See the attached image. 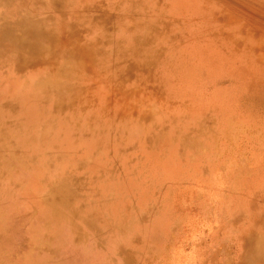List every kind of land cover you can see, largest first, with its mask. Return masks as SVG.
Returning <instances> with one entry per match:
<instances>
[{"label":"rangeland","instance_id":"1","mask_svg":"<svg viewBox=\"0 0 264 264\" xmlns=\"http://www.w3.org/2000/svg\"><path fill=\"white\" fill-rule=\"evenodd\" d=\"M32 6L0 0V264H264V0Z\"/></svg>","mask_w":264,"mask_h":264},{"label":"bare ground","instance_id":"2","mask_svg":"<svg viewBox=\"0 0 264 264\" xmlns=\"http://www.w3.org/2000/svg\"><path fill=\"white\" fill-rule=\"evenodd\" d=\"M29 5H33L31 12H34L37 16L40 15L41 17H44L45 19H50L51 21H53L54 16H56V18H61L59 16H62L61 14L64 13L65 11H67V8L69 6H67V3L69 4H73V0H28ZM29 10V11H30ZM54 19V21H56L59 24H61L62 26L67 27V29H64L65 31L71 30L72 25L69 23L68 21H64L61 19ZM44 25L42 28H39L36 30V28L34 29V32H30V35H34L36 36V45L39 46L38 51H35L32 55H31V59H37L35 61L36 64L41 65L43 64V60L46 61L49 58H52L58 54H55V52L58 53V50L55 47V44L53 43L54 41V35H52L50 38L46 36L45 32L44 34L41 33V31L44 30ZM63 29V28H62ZM69 29V30H68ZM9 59L5 60V63L8 61ZM60 71V70H59ZM57 71V72H59ZM55 73V72H52ZM4 76V72H2L0 70V78ZM46 78H48L46 76ZM47 79H45L44 81H46ZM59 82V80L57 79H48L46 82H43V84H39V91L40 95L42 97H47L55 88V85ZM69 86V84H68ZM6 215V214H5ZM2 215L0 216V237H3L4 241L1 242L0 241V246H4L5 243L8 244L13 238L11 237L12 234V225L15 222L14 220H12L8 215ZM4 216V217H3ZM7 236V238H6ZM9 236V237H8Z\"/></svg>","mask_w":264,"mask_h":264},{"label":"clouds","instance_id":"3","mask_svg":"<svg viewBox=\"0 0 264 264\" xmlns=\"http://www.w3.org/2000/svg\"><path fill=\"white\" fill-rule=\"evenodd\" d=\"M114 67L119 68L120 66L114 65ZM137 70L139 72H141L142 74H146L149 77H155L157 80H159L160 68L158 66L157 61H153L152 63L139 66ZM125 74H126V70H125V72L120 73V75H122V76Z\"/></svg>","mask_w":264,"mask_h":264}]
</instances>
